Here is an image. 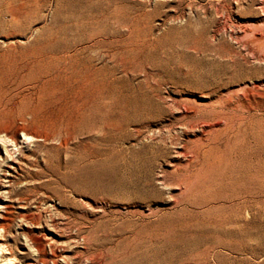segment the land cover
Segmentation results:
<instances>
[{"label": "rangeland", "instance_id": "374dc122", "mask_svg": "<svg viewBox=\"0 0 264 264\" xmlns=\"http://www.w3.org/2000/svg\"><path fill=\"white\" fill-rule=\"evenodd\" d=\"M258 35L264 0H0V264H264V197L225 200L264 180ZM181 104L233 113L187 169Z\"/></svg>", "mask_w": 264, "mask_h": 264}, {"label": "bare ground", "instance_id": "6f19581e", "mask_svg": "<svg viewBox=\"0 0 264 264\" xmlns=\"http://www.w3.org/2000/svg\"><path fill=\"white\" fill-rule=\"evenodd\" d=\"M246 31H242L243 34L247 33ZM252 44L256 45V47H249L248 53L250 54V56L254 57L259 62L264 63V53H262L260 51L262 46H264V35H258L257 37H255L252 41ZM240 90H241L240 92L245 94V97L250 96L252 98V99H248V102H247L248 104H246L247 105L246 108L248 110L249 109L254 110L258 107L259 102L257 101V98L264 99V98H262V97H264V80L258 81L257 83H252L251 85L243 84V86L241 87ZM24 102L27 103L25 98H24ZM208 107H210V106H208ZM208 107H204L203 109H200L198 105H187V104H181V105H179V107H177V111L181 114L182 119L185 120V123L183 124V126H184V129L186 130V132L192 133L194 130H198L200 132V135L198 137H196V135H193L194 139H195L193 145L189 146V145H185V144H180V146L178 148H176V150L174 151L176 158H178V159L181 158L183 161L186 162L185 165H183V167H181V169L189 168L191 163H192L191 155L193 156L194 152L202 151L203 148L206 146L207 140H208V143L210 142L209 137L215 136L216 133L221 132V130H219L218 128L220 127V125H222V122L224 123L225 128H227V126L230 125V122L225 123V121L230 120V118H231L230 116H231V114H233L230 112L232 110V108L230 106H223V108H221L220 110L215 109V107H212V108H208ZM27 109H26L27 111H25L23 114H21L20 117H18V120L21 123L27 122V119H26L27 116H29V117L31 116L32 117L31 120L35 119L34 118L35 117L34 109L29 108V106ZM198 112L201 113L199 115L200 118L196 117L197 116L196 114ZM208 112L211 113V115H212L211 119L203 117V115L208 114ZM25 116H26V118H25ZM28 119H30V118H28ZM51 119H52V117H51ZM71 120H70V122H71ZM46 123H47V121H46ZM48 126L53 130V131H51V133H52L51 137L52 138L55 137V134H59L58 137H60V141H59L58 150L68 149L67 145L69 144L70 140L72 139L73 134L76 133L75 131L69 130V126H71V125H69V121L65 120V119L63 120L61 118H56L53 121H51L50 123H48ZM25 131L26 130H25L24 125L17 127V132H22L23 138L26 140V139H28L29 136H27V134H25ZM223 131L226 132L227 130H223ZM15 137H16L15 134H13V136L11 138L12 143L15 142ZM45 139H47V136L45 137ZM175 144H176V142H175ZM254 146H252V147L254 148ZM241 147H242V145H241ZM250 148H251V146H250ZM253 165H255V164H253ZM256 169H253V170L250 169L252 171L249 173V175H247V177H244V176L241 177L239 175L241 177V179L239 180L240 182H237L234 185L233 194L225 197V200L227 198H231L230 199L231 202H229L228 207H235L236 209H234V210L239 211L238 213H240L241 210H246L248 208H252L253 210H255L257 207H260L259 206V203H260L259 197L260 196L264 197V186H262V184H264V180L260 179V177L258 176L259 173ZM262 169H264V167H262ZM242 174H244V173L242 172ZM236 175H235V177H236ZM240 177H238V179ZM262 178H264V177H262ZM230 179L227 178L228 181H231ZM224 186H225V184H224V181L222 179H221V181L219 180V182L216 184V187L218 189H222V188H224ZM231 186H232V184H231ZM222 198H220V199L222 200ZM215 207H216V205H215ZM231 212H233V211H231ZM230 214H233V213H230ZM252 214H254V213H252ZM233 215H235V214H233ZM238 219H237V221H238Z\"/></svg>", "mask_w": 264, "mask_h": 264}]
</instances>
